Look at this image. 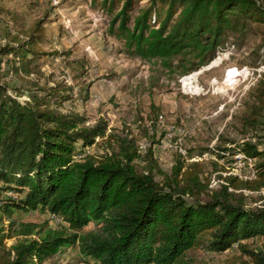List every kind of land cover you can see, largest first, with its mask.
<instances>
[{
    "label": "trees",
    "instance_id": "1",
    "mask_svg": "<svg viewBox=\"0 0 264 264\" xmlns=\"http://www.w3.org/2000/svg\"><path fill=\"white\" fill-rule=\"evenodd\" d=\"M135 1L102 0L109 12L121 2L110 31L133 54L180 75L213 61L228 33L264 26L259 0H147L128 27ZM38 26L25 39L6 34L0 44V264H43L74 245L94 264H206L191 253L231 249L221 264H264V200L251 206L247 194L264 191V148L250 141L217 146L218 158L237 152L253 158L255 176L224 175L214 162L215 189L200 161L178 154L170 172L162 171L151 146L139 150L129 131L107 133L105 119L90 124L63 109L71 87L42 80ZM8 77L28 87H12ZM248 97L243 125L251 127L264 111V79ZM97 142L104 153L84 151ZM8 191L15 196H4ZM36 209L64 225L14 217Z\"/></svg>",
    "mask_w": 264,
    "mask_h": 264
},
{
    "label": "rangeland",
    "instance_id": "2",
    "mask_svg": "<svg viewBox=\"0 0 264 264\" xmlns=\"http://www.w3.org/2000/svg\"><path fill=\"white\" fill-rule=\"evenodd\" d=\"M146 1L133 2L128 27ZM259 2L264 5V0ZM120 7L121 2L116 3L109 12L102 0H0V44L6 43V34L25 39L38 23L42 37L36 47L42 54L37 62L42 80L50 84L64 81L71 87L72 98L63 103V109L84 115L90 124L105 119L107 133L129 131L139 150L151 146L162 171L169 173L179 154L188 162L203 164L204 173L211 174V189L216 188L219 173L214 162L226 171L247 173V163L238 157L241 152L218 158L213 150L217 146L236 148L244 141L264 148V111L253 126L243 125L249 114L248 93L264 79V26L257 22L244 34L228 33L224 48L216 55L225 57H215L210 64L180 75L157 59L133 54L124 39L110 31V20ZM233 67L239 73L225 75ZM8 79L12 87H28L17 78ZM104 147L97 142L84 151L101 154ZM247 194L251 206L262 205L264 191ZM4 196L15 195L8 191ZM14 217L45 222L50 228L64 225L59 217L39 209L17 211ZM232 252L194 250L191 254L199 263L221 264ZM43 264L94 263L85 262L74 245Z\"/></svg>",
    "mask_w": 264,
    "mask_h": 264
},
{
    "label": "built area",
    "instance_id": "3",
    "mask_svg": "<svg viewBox=\"0 0 264 264\" xmlns=\"http://www.w3.org/2000/svg\"><path fill=\"white\" fill-rule=\"evenodd\" d=\"M228 71H231L232 73H239V71L236 70L235 67L233 68H229L226 70V73L225 75L228 73ZM177 147H178V144H177ZM179 150L182 154H185L184 152L181 151V148L179 147ZM83 155L82 154H79L77 155V158H81ZM238 157L240 158H243L245 160V162L247 163L248 167H249V170L247 173H236V172H231L229 169L228 171H226L225 173H223L224 175H235V176H238L239 178H242V179H250V178H253L255 175V170H254V159L251 158V157H247L245 156L242 152L241 153H238ZM54 217L58 218V216L56 215H53Z\"/></svg>",
    "mask_w": 264,
    "mask_h": 264
},
{
    "label": "clouds",
    "instance_id": "4",
    "mask_svg": "<svg viewBox=\"0 0 264 264\" xmlns=\"http://www.w3.org/2000/svg\"><path fill=\"white\" fill-rule=\"evenodd\" d=\"M210 63H211V62H210ZM210 63H209V64H210Z\"/></svg>",
    "mask_w": 264,
    "mask_h": 264
}]
</instances>
